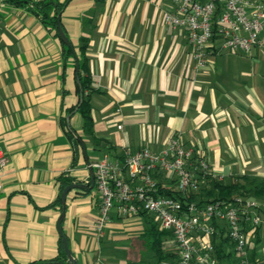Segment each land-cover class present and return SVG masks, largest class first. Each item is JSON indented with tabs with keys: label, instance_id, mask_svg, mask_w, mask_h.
Returning <instances> with one entry per match:
<instances>
[{
	"label": "crops",
	"instance_id": "obj_1",
	"mask_svg": "<svg viewBox=\"0 0 264 264\" xmlns=\"http://www.w3.org/2000/svg\"><path fill=\"white\" fill-rule=\"evenodd\" d=\"M171 8L172 0H70L62 27L75 52L88 41L93 78L94 135H84L78 108L67 112L80 99L78 59H65L59 39L25 7L0 0V147L9 156L0 171V264H45L60 254L62 209L48 207L58 178L91 187L90 164L106 154L159 153L179 135L229 182L264 179V48L234 53L216 38L197 71L187 29L164 21ZM64 118L83 135L78 145ZM155 178L176 188L169 174ZM100 205L96 186L68 194L62 229L76 264H177L171 234L157 263L154 215L114 208L98 233ZM257 259L264 264L262 244Z\"/></svg>",
	"mask_w": 264,
	"mask_h": 264
},
{
	"label": "built area",
	"instance_id": "obj_2",
	"mask_svg": "<svg viewBox=\"0 0 264 264\" xmlns=\"http://www.w3.org/2000/svg\"><path fill=\"white\" fill-rule=\"evenodd\" d=\"M166 24L184 28L199 71L208 61L209 45L216 38L230 52L249 54L264 48V2L258 0H172L164 15ZM9 162L0 147V171ZM101 199L96 231L102 233L114 208L124 216L147 212L162 228L172 231L177 246V264H222L213 238L218 233L214 220L226 227L236 264H253L249 256L250 231L262 223L261 203L237 198L234 203L216 201L205 206L196 202L184 206L181 200L158 194L155 173L164 172L182 192L199 190L202 178L223 179L211 170L209 161L173 136L159 153L143 148L126 153L123 159L106 154L90 164Z\"/></svg>",
	"mask_w": 264,
	"mask_h": 264
},
{
	"label": "trees",
	"instance_id": "obj_3",
	"mask_svg": "<svg viewBox=\"0 0 264 264\" xmlns=\"http://www.w3.org/2000/svg\"><path fill=\"white\" fill-rule=\"evenodd\" d=\"M9 4L18 7H25L28 11H30L33 15H35L43 25L55 36L59 39L62 47L63 56L65 59L73 56L75 60L78 59V63L80 64L79 70V102L78 104L68 109V114L73 112L76 108H78L77 112L80 113L82 117V131L84 135H94V127L95 122L93 118V104L91 101V95L94 91L93 88V78L90 73L89 59L87 56V48L88 41H84L78 48V52H74L73 49L65 43V41L61 38L58 31V18L61 16L62 12L69 4L70 0L60 1V0H5ZM75 50V49H74ZM64 125H66V131L69 138L74 141L76 145L79 143V138H83V135H79V138L74 136L72 131L67 128L66 119L63 121ZM123 159V157L121 158ZM60 182L59 192L57 198L52 201L48 207H56L59 206L61 209L63 208L62 194L64 189L71 183H74V179L62 175L58 178ZM175 181V179H174ZM88 191H84L87 193ZM158 194L163 196H170L182 201L184 206H187L188 203L196 202L199 206H205L209 203L216 201H223L225 203H234L239 196L254 194L259 197L264 198V179L259 177H251V176H242L240 179L235 181L226 182L223 179L213 178L211 176H206L202 178V183L199 190H189L187 192H182L177 190L176 188H169L162 183H159V191ZM246 200V199H245ZM263 209H260V213H262ZM144 213H147L144 211ZM214 223L218 227V233L213 238L214 244L216 246V255L219 258L222 264L224 260L227 258L232 260L233 263L236 264L237 259L234 258L236 256V252L233 249L234 245L229 238L226 227L224 225L219 224L214 220ZM262 224V223H261ZM261 224L249 228L250 231V244H249V256L253 264H259V260L257 256L259 255V248L262 244V232H261ZM161 228V229H160ZM150 235L152 236L151 241V250L154 252L157 263L166 259L168 255L164 253V237L168 234L173 235L172 231L158 227L157 225H153L150 229ZM232 247L231 251H227V247ZM59 247L60 254L57 257H54L49 260H42L45 264H54V263H64L69 261L67 253L65 251L63 237L60 236L59 239ZM34 262L32 264H35ZM39 263V262H38Z\"/></svg>",
	"mask_w": 264,
	"mask_h": 264
},
{
	"label": "water",
	"instance_id": "obj_4",
	"mask_svg": "<svg viewBox=\"0 0 264 264\" xmlns=\"http://www.w3.org/2000/svg\"><path fill=\"white\" fill-rule=\"evenodd\" d=\"M58 31H59V34H60L61 38L65 41V43L67 45H69L73 49V51L75 52V50L73 48V45H72V42L70 41V39L68 38V36L66 35V33H65V31H64V29L62 27L61 16H59V18H58ZM79 70H80V65L78 63V65H77V72L78 73H79ZM69 120L70 119L68 118L69 129L74 134H76V132L74 131V129L70 125ZM92 182H93V184H92L91 187H88L87 185H84L82 183H71L64 189L63 194H62L63 208H62V215H61V217L59 219V222H58V227H59L60 234L63 237V243H64L65 251L67 253V256H68L70 264H76V259H75V257L72 254V251H71V249L69 247L68 240H67L66 236L64 235L63 229H62V221H63V219H64V217L66 215V200H67L69 192L72 189H75V188L89 189V188H93L95 186V175L93 173V170H92Z\"/></svg>",
	"mask_w": 264,
	"mask_h": 264
},
{
	"label": "rangeland",
	"instance_id": "obj_5",
	"mask_svg": "<svg viewBox=\"0 0 264 264\" xmlns=\"http://www.w3.org/2000/svg\"><path fill=\"white\" fill-rule=\"evenodd\" d=\"M219 175H222L223 174H220ZM241 177H235L234 179L230 180V181H235L237 179H240ZM220 179V178H219ZM223 180H225L226 182H229V180H227L224 176H223ZM174 181V180H173ZM243 198V199H246V200H254V201H260V202H264V198L262 197H259L258 195H254V194H249V195H244L243 197L242 196H239V198ZM263 205V204H262ZM262 209L263 206L261 207ZM261 218H262V224H261V232H262V245L264 246V212L262 211L261 213ZM262 264V263H261Z\"/></svg>",
	"mask_w": 264,
	"mask_h": 264
}]
</instances>
